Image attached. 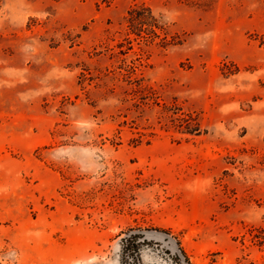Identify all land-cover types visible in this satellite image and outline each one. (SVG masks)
Segmentation results:
<instances>
[{
	"label": "rangeland",
	"instance_id": "rangeland-1",
	"mask_svg": "<svg viewBox=\"0 0 264 264\" xmlns=\"http://www.w3.org/2000/svg\"><path fill=\"white\" fill-rule=\"evenodd\" d=\"M142 2L141 66L108 47ZM131 228L139 264H264V0H0V264H122Z\"/></svg>",
	"mask_w": 264,
	"mask_h": 264
},
{
	"label": "trees",
	"instance_id": "trees-1",
	"mask_svg": "<svg viewBox=\"0 0 264 264\" xmlns=\"http://www.w3.org/2000/svg\"><path fill=\"white\" fill-rule=\"evenodd\" d=\"M123 24H125L124 38L117 44L121 49L117 51L116 47H108L112 51L113 56H117L120 53L127 54L129 50L133 48L134 42L137 41L140 47L137 59L142 66L145 63L144 59L148 51L146 48L147 46L154 43L165 46L171 43L169 38L170 32L165 22H163L161 16L157 15L153 8L145 2L132 5L124 17ZM124 46H127V49H124ZM123 60L124 63H126V58ZM127 67L130 72L136 73L139 64H128ZM128 76L131 77L132 75ZM173 107L174 109L179 108L177 103H175ZM194 130L200 132L199 125H197ZM144 236L142 231L137 232L135 228H131L129 231L125 232V236L122 239V264H131L130 260H135L136 264L141 263L140 246L143 241L146 240ZM180 251L181 255L185 259H188L187 253L182 247H180Z\"/></svg>",
	"mask_w": 264,
	"mask_h": 264
}]
</instances>
